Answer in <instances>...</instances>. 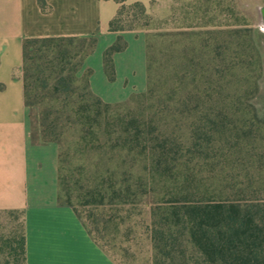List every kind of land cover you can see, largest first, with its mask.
Instances as JSON below:
<instances>
[{
	"label": "rangeland",
	"instance_id": "1",
	"mask_svg": "<svg viewBox=\"0 0 264 264\" xmlns=\"http://www.w3.org/2000/svg\"><path fill=\"white\" fill-rule=\"evenodd\" d=\"M263 9L264 0H159L147 8L149 24L100 33L95 41L87 42L85 52L76 59L81 69L77 84L84 92L89 81L91 91L112 105L114 118L103 123L100 136L90 134L82 140L80 128L69 131L64 142L69 152L66 164L60 146L33 139L31 127V194L61 204L66 199L62 175L69 178L76 206L95 187L107 192L113 186H131L125 211L115 205L99 210L102 221L117 214L108 223L106 238L117 262L153 264L154 205L184 199L185 194L225 198L236 183L228 175L257 172L264 166L251 164L249 157L243 163L233 154L206 159L189 156L180 159L174 173L164 180L154 175L150 152L122 149L116 132L136 118L142 127L159 126L185 142L195 111L190 112L183 101L195 96L240 97L242 103L231 108L238 127L244 120L252 122L256 110L251 106L264 114ZM116 44L120 51L113 55L116 71L111 80L104 53ZM225 58L237 63L232 74L219 72ZM10 231L21 235L20 219L0 214V232Z\"/></svg>",
	"mask_w": 264,
	"mask_h": 264
},
{
	"label": "trees",
	"instance_id": "2",
	"mask_svg": "<svg viewBox=\"0 0 264 264\" xmlns=\"http://www.w3.org/2000/svg\"><path fill=\"white\" fill-rule=\"evenodd\" d=\"M106 1L120 5L108 33L132 30L134 24L141 22L144 26L149 24L150 16L143 3ZM99 35L97 31L88 37L31 38L23 43L22 78L29 128L32 127L33 139L59 145L65 164L69 152L64 149V142L69 131L80 128L82 140L90 134L100 136L103 123L114 118L112 105L91 91L89 81L84 92H80L77 84L81 69L76 59L85 52L84 45L95 41ZM119 51L120 46L116 44L104 53L111 80L116 71L113 55ZM224 61L219 72L221 75L232 74L236 61L230 58ZM241 100L240 97L227 99L220 94L215 98L195 96L183 101L190 112L195 111L189 114L193 119L189 117L191 122L185 142L159 126L142 127L136 118L120 128L115 139L122 149L139 150V154L149 151L154 175L164 180L174 173L180 159L189 156L206 159L219 153L233 154L243 163L249 157L251 164L264 166V114L251 106L256 110L252 122L248 124L244 120L243 126L238 127L231 108L242 103ZM202 107L203 110H199ZM255 157L257 159H253ZM227 177L236 183L226 191L225 198L185 194L184 199L177 198L152 207L153 264H264V169L237 172ZM68 179V176H61L66 192L61 205L71 207L95 242L121 264L112 254L110 241L106 238L108 223H113L117 214L109 221H102L99 210L115 205L118 211H125L130 204L127 200L131 186H113L107 192L95 187L76 206ZM89 206L94 207L85 209ZM0 214H10L20 219L22 225V233L18 236L11 231L0 232V264H27L25 211L2 210Z\"/></svg>",
	"mask_w": 264,
	"mask_h": 264
},
{
	"label": "crops",
	"instance_id": "3",
	"mask_svg": "<svg viewBox=\"0 0 264 264\" xmlns=\"http://www.w3.org/2000/svg\"><path fill=\"white\" fill-rule=\"evenodd\" d=\"M119 7L106 0H0V211H25L27 264H117L71 207L31 194L22 66L26 39L107 33Z\"/></svg>",
	"mask_w": 264,
	"mask_h": 264
},
{
	"label": "water",
	"instance_id": "4",
	"mask_svg": "<svg viewBox=\"0 0 264 264\" xmlns=\"http://www.w3.org/2000/svg\"><path fill=\"white\" fill-rule=\"evenodd\" d=\"M262 14H263V16H264V9L262 10Z\"/></svg>",
	"mask_w": 264,
	"mask_h": 264
}]
</instances>
